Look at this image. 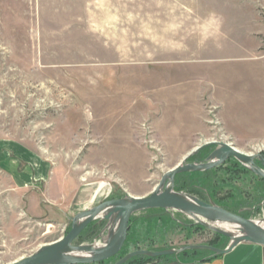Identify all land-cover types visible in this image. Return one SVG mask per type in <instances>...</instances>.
Here are the masks:
<instances>
[{
  "label": "rangeland",
  "instance_id": "374dc122",
  "mask_svg": "<svg viewBox=\"0 0 264 264\" xmlns=\"http://www.w3.org/2000/svg\"><path fill=\"white\" fill-rule=\"evenodd\" d=\"M140 86L148 110L139 106ZM179 87L199 89L207 109L209 133L195 150L236 142L264 170L256 158L264 159V0H0V142L40 155L48 182L71 191L107 185L113 200L149 195L186 158L167 157L144 118L146 111L162 113L164 122L181 114L191 123L188 107L176 105L175 114L157 99V92ZM133 131L147 148L143 158L119 152ZM216 149L204 147L187 164L205 163ZM43 191L17 187L0 170V264L27 258L71 231V220L50 207ZM174 191L253 217L264 228V180L235 158L181 174ZM95 223L101 229H88L76 246L106 242L107 222ZM130 224L122 251L100 264L133 251L224 250L231 243L176 211L139 212ZM183 253L133 260L160 264Z\"/></svg>",
  "mask_w": 264,
  "mask_h": 264
},
{
  "label": "water",
  "instance_id": "95a60500",
  "mask_svg": "<svg viewBox=\"0 0 264 264\" xmlns=\"http://www.w3.org/2000/svg\"><path fill=\"white\" fill-rule=\"evenodd\" d=\"M216 146L217 149L209 155L205 163L187 164V161L204 147ZM235 158L256 176L264 179V170L255 163V156L246 155L235 149L232 144L218 142L207 143L197 148L187 156L179 165L170 169L162 177L155 189L145 197L128 196L125 199L111 200L99 206L82 212L71 219V231L64 237L43 245L36 253L27 258H22L11 264H100L109 261L122 251L128 238L131 218L143 211L165 210L176 211L194 219L198 224L207 227L210 224H229L234 227L239 236L234 238L228 232L217 230L220 235L229 238L231 243L224 250L211 246H192L182 250H166L150 252L147 250L133 251L116 264H126L136 257L162 258L178 256L193 250H206L216 256L226 255L241 243L264 247V228L260 221L246 219L214 204L203 202L195 197L187 196L174 191L175 180L178 175L194 172H206L218 168L228 159ZM256 158L264 161L262 156ZM107 222L109 234L102 247L97 243L88 245H75L81 234L95 222ZM118 222L117 232L112 235L110 225ZM80 256H73V255Z\"/></svg>",
  "mask_w": 264,
  "mask_h": 264
},
{
  "label": "crops",
  "instance_id": "0c3cea01",
  "mask_svg": "<svg viewBox=\"0 0 264 264\" xmlns=\"http://www.w3.org/2000/svg\"><path fill=\"white\" fill-rule=\"evenodd\" d=\"M157 68H159V65H157ZM162 72L165 74L164 70L158 73L162 74ZM155 74L157 73L155 72ZM140 87L139 106L144 105L147 108L149 103L148 97L145 98L148 96L147 89ZM164 91L157 92L158 101L164 100L168 106L172 104V111L175 114L179 113V111L175 110L176 105L178 106L179 104L183 108L188 107L191 123H185L181 114H177L179 116L178 121L172 118L164 122L161 120L162 113L154 116L153 114L150 115L149 111H146L144 118L151 120V129L153 130L156 146L161 148V150L163 149L162 151L167 157L185 158L195 150L198 142L202 138H206L209 133L205 122L207 115L204 111L207 109L203 106V99L199 89L179 87L173 88L169 92ZM149 98L151 99L152 96L149 95ZM134 122L132 120V124ZM129 141L127 148L119 149L122 155L129 158L135 155H139L142 158L146 156L147 148L144 147L142 138L138 133L133 131ZM233 147L241 150L244 146L235 142ZM0 170L9 176L12 183L17 187L25 188L28 186L39 191L42 188L44 190L43 197L50 207H59L61 209L60 212L69 220L82 212L113 200V190L107 185L86 184L80 185L71 191L62 182H48L50 168L47 161L36 154V152L16 145L13 142H0ZM72 210L76 212L75 215H73ZM248 219L252 220L253 217ZM160 264H264V247L241 243L226 255L209 257L197 255L187 257V259L177 257L165 262L161 261Z\"/></svg>",
  "mask_w": 264,
  "mask_h": 264
},
{
  "label": "bare ground",
  "instance_id": "6f19581e",
  "mask_svg": "<svg viewBox=\"0 0 264 264\" xmlns=\"http://www.w3.org/2000/svg\"><path fill=\"white\" fill-rule=\"evenodd\" d=\"M205 224H206L207 228L210 229V230H213V231L221 230V231H224L225 233L228 232L234 238L239 236V233L236 232L234 227H232L229 224H223V223H217V224L205 223ZM118 227H119V223L118 222H116V221L112 222V224L110 225V232H111L112 235H114L117 232ZM102 246H103L102 243H97L96 244V247H102ZM80 255L75 254L73 256H77L78 257Z\"/></svg>",
  "mask_w": 264,
  "mask_h": 264
},
{
  "label": "trees",
  "instance_id": "16d2710c",
  "mask_svg": "<svg viewBox=\"0 0 264 264\" xmlns=\"http://www.w3.org/2000/svg\"><path fill=\"white\" fill-rule=\"evenodd\" d=\"M178 176H180V175H178ZM177 176V177H178ZM176 177V178H177ZM264 180V179H263ZM204 202V201H203ZM224 209V208H223ZM225 210H227V209H225ZM229 211V210H228ZM231 212V211H230ZM234 213V212H233ZM236 214V213H235ZM239 214H241L240 216H242V217H244V218H246V219H248V218H250V216H247V215H245V214H242V213H239ZM103 225V224H102ZM102 225L101 224H97V223H93V225L91 224L82 234H81V236H80V238H82L83 237V235L88 231V229H90V230H94V231H97L98 229H101V227H102ZM99 231V230H98ZM79 238V239H80ZM217 246V245H216ZM121 252V251H120ZM200 253H209V251H205V250H203V251H190V252H186V253H183L181 256H179V257H181V258H183V259H186L187 257L189 258V257H192V256H197V255H199ZM123 253H121V255H122ZM210 254H211V256H216V255H214V254H212L211 252H210ZM120 255V256H121ZM118 257L119 259H121V258H123V257ZM135 259V258H134ZM155 260H158V259H155ZM189 260H191V259H189ZM126 264H135V261L132 259V260H130V261H128Z\"/></svg>",
  "mask_w": 264,
  "mask_h": 264
},
{
  "label": "flooded vegetation",
  "instance_id": "af4514ba",
  "mask_svg": "<svg viewBox=\"0 0 264 264\" xmlns=\"http://www.w3.org/2000/svg\"><path fill=\"white\" fill-rule=\"evenodd\" d=\"M205 251H206V250H205ZM123 258H124V257H123ZM123 258L119 259L117 262H119V261L122 260ZM117 262H116V263H117ZM116 263H114V264H116Z\"/></svg>",
  "mask_w": 264,
  "mask_h": 264
}]
</instances>
